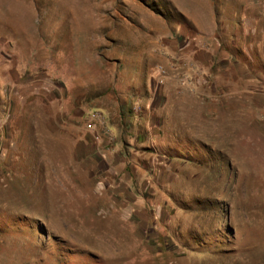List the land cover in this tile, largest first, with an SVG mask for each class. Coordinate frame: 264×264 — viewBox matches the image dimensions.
<instances>
[{
    "label": "rangeland",
    "instance_id": "obj_1",
    "mask_svg": "<svg viewBox=\"0 0 264 264\" xmlns=\"http://www.w3.org/2000/svg\"><path fill=\"white\" fill-rule=\"evenodd\" d=\"M0 264H264V0H0Z\"/></svg>",
    "mask_w": 264,
    "mask_h": 264
}]
</instances>
